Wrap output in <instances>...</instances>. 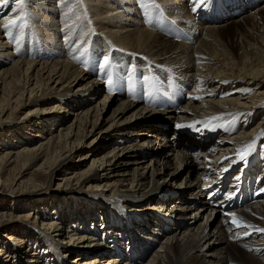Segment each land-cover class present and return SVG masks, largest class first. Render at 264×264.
<instances>
[{
    "label": "bare ground",
    "instance_id": "6f19581e",
    "mask_svg": "<svg viewBox=\"0 0 264 264\" xmlns=\"http://www.w3.org/2000/svg\"><path fill=\"white\" fill-rule=\"evenodd\" d=\"M157 3L28 0L10 30L0 5V188L65 198L0 209L6 264L9 221L45 239L21 264H264V233L226 215L264 228V1Z\"/></svg>",
    "mask_w": 264,
    "mask_h": 264
},
{
    "label": "rangeland",
    "instance_id": "374dc122",
    "mask_svg": "<svg viewBox=\"0 0 264 264\" xmlns=\"http://www.w3.org/2000/svg\"><path fill=\"white\" fill-rule=\"evenodd\" d=\"M261 1H264V0H261ZM12 2H13V0H9V5L4 9V13H6L7 11H9L10 9H11V7H12ZM260 3V2H259ZM246 9H244V11H245ZM251 11V9H247L246 10V12H244V13H242L241 15H245L246 13H248V12H250ZM221 21H223V20H221ZM230 33V32H229ZM0 66H1V64H0ZM103 93H101V95H102ZM115 107V103H110L109 104V106L108 107H106V115H109L111 112H112V109ZM24 114V112H22V113H20L19 114V118H21L22 117V115ZM105 114V113H104ZM72 118V117H71ZM17 120H19V119H17ZM154 121H151L150 119H144L143 120V122H152V123H156L157 121H156V119H153ZM11 126H13V125H11ZM11 128H9V124L6 126V127H4V126H2V127H0V139L1 138H7V136L10 134V130ZM246 149V148H245ZM245 149H243L242 151H245ZM241 151V152H242ZM82 152H84V150L82 151ZM240 168V167H239ZM234 174H236V173H234ZM233 173H231V176H230V178H232L233 177V175H234ZM182 178V176L180 177V179ZM58 182V180L57 179H53L52 181H51V183H50V185H49V187L47 188V190L46 191H44V192H41V194H40V197H38V196H28V194H26L25 196H23L20 200H19V198H16V197H12L11 199L13 200V201H10V200H7L8 202H5V200H6V197H4L7 193L9 194V192H8V190H7V188L6 187H1L0 188V201H2V203H1V205H0V209H8V210H10L9 209V207L11 206V205H15V206H17L18 208H19V210L18 211H15L14 213L15 214H18V213H21V212H29V211H31V209H33V210H35V209H37V208H40L41 210H42V213H44L45 211L43 210V208H48V209H50L49 207H51V209H53V211H55L56 212V207L58 206V205H60V203L61 202H63V200L65 199H60L59 198V196H57V194L55 195V194H53V192H54V190H55V188H56V183ZM83 195V194H82ZM2 196V197H1ZM68 198V199H67ZM66 199H67V201L68 202H71V201H73L74 200V198H69V197H67ZM44 199V200H43ZM47 200V201H46ZM74 201H78V199H75ZM217 199H215L214 201H213V204L215 205V204H217ZM214 202H216V203H214ZM22 206V207H21ZM195 206H197V204H195ZM21 207V208H20ZM198 207V206H197ZM49 213V212H48ZM65 215V214H64ZM214 219V217L211 219V220H213ZM216 219H218V217L216 218ZM203 220V217L201 218V221ZM6 225L5 226H7V230L8 229H10V228H12V224H19L18 226V228H16V230H17V233L15 232V235L17 236V237H19V239L20 240H22V242L24 243L22 246L21 245H19V246H16V248H13L12 249V252H10V251H7L6 249L7 248H5V247H3L4 249H5V252H7L6 253V255H10V254H13L14 255V259L12 260L13 262L12 263H8V264H21V260L22 259H24L21 255L24 253V252H26L27 251V249L29 248V249H31V250H33V248L32 247H34L35 245L33 244L32 245V243H35V242H37V240H39L40 242H43V241H45V239L44 238H42L41 236L42 235H40L39 233H38V231H36V230H33V229H31V228H29L30 226L28 225V224H26L27 222H25V223H23V222H11V221H9V222H4ZM25 224L24 226H23V224ZM22 224V225H21ZM3 228V227H2ZM4 231H6V229L5 230H1L0 229V239H4V241H8L7 240V238L5 239V237H4ZM6 233H8V232H6ZM11 234V233H10ZM30 236H32V237H30ZM2 242V240H0V243ZM158 244V243H157ZM157 244H156V246H154L153 247V249H151L150 251H155V250H157ZM10 245L11 246H13L11 243H10ZM36 247V246H35ZM37 248V247H36ZM149 251V252H150ZM151 253V252H150ZM112 255V254H111ZM148 255H149V253H148ZM147 255V256H148ZM113 256V255H112ZM123 259H125V258H123ZM148 259V258H147ZM146 259V260H147ZM72 259H70V261H71ZM123 262V260L121 259L120 260V263L119 264H121ZM0 264H6V261L5 260H1L0 259ZM29 264H33V263H31V262H29Z\"/></svg>",
    "mask_w": 264,
    "mask_h": 264
},
{
    "label": "snow or ice",
    "instance_id": "6c2138e0",
    "mask_svg": "<svg viewBox=\"0 0 264 264\" xmlns=\"http://www.w3.org/2000/svg\"><path fill=\"white\" fill-rule=\"evenodd\" d=\"M9 2V0H0V5L3 4H7ZM62 2H67V0H62ZM143 2L150 7L153 8H159V4L157 3V0H143ZM208 2V0H195V3L197 6H203L204 4H206ZM28 0H16V4H17V8L13 9V12H19L20 14L16 16L15 19H11L9 20L8 23L3 25V28L5 30H10V29H14V28H19L23 26V23L28 15V13L26 12V6H27ZM77 3H83V0H77ZM150 23V21H149ZM109 63V57L105 56L104 57V63L101 65V67H106ZM145 80H148L149 77L145 76L144 77ZM109 83H111V80L109 79ZM197 99H199V97H197ZM213 119H218V117H213ZM177 127H192V125H177ZM261 135H264V130H262ZM249 149L251 148V145L247 146ZM241 160H243L245 157L244 155H241ZM226 215H231L233 217L232 219V223L235 224L236 227H244V228H254L256 232H260V233H264V228H256L253 225L247 224L245 222H241L238 220L237 217H235V214L233 213H226ZM246 235H248L249 233H245Z\"/></svg>",
    "mask_w": 264,
    "mask_h": 264
}]
</instances>
